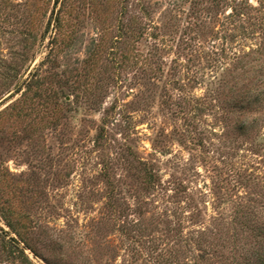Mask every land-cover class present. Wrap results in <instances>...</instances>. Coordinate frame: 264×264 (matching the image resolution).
<instances>
[{
	"label": "rangeland",
	"instance_id": "374dc122",
	"mask_svg": "<svg viewBox=\"0 0 264 264\" xmlns=\"http://www.w3.org/2000/svg\"><path fill=\"white\" fill-rule=\"evenodd\" d=\"M259 230L264 0H0V264H257Z\"/></svg>",
	"mask_w": 264,
	"mask_h": 264
},
{
	"label": "trees",
	"instance_id": "16d2710c",
	"mask_svg": "<svg viewBox=\"0 0 264 264\" xmlns=\"http://www.w3.org/2000/svg\"><path fill=\"white\" fill-rule=\"evenodd\" d=\"M56 2H58V0H56ZM255 96H257V95H255ZM252 103H253V101L252 102H248L247 103V106L249 107ZM8 225L11 228V230L15 232V234L17 235V237L19 238V240L24 244V248H27V249H30L31 251H33L32 250V247L30 246V244H29V242H28V240L26 238V236L22 232L18 231L13 226V224H11L10 222H8ZM259 231H258L257 236L262 237V239L264 240V230H259ZM24 248L20 249V252H23V249ZM257 262H258L257 264H264V249L262 250V252H259L258 253V255H257Z\"/></svg>",
	"mask_w": 264,
	"mask_h": 264
}]
</instances>
